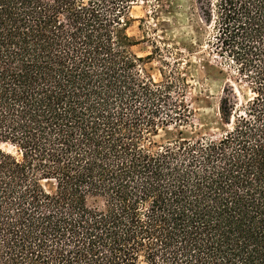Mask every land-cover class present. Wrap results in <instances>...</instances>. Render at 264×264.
<instances>
[{"label": "trees", "instance_id": "obj_1", "mask_svg": "<svg viewBox=\"0 0 264 264\" xmlns=\"http://www.w3.org/2000/svg\"><path fill=\"white\" fill-rule=\"evenodd\" d=\"M197 1L242 98L159 143L191 85L133 51L140 0H0V264H264V0Z\"/></svg>", "mask_w": 264, "mask_h": 264}, {"label": "rangeland", "instance_id": "obj_2", "mask_svg": "<svg viewBox=\"0 0 264 264\" xmlns=\"http://www.w3.org/2000/svg\"><path fill=\"white\" fill-rule=\"evenodd\" d=\"M132 24L129 35L138 42L133 51L140 57L152 54L153 44L160 47H178L186 58L183 70L188 77L190 89L187 102L193 117L186 127L174 126L162 130L155 138L159 143L172 140L182 131L187 137L218 139L226 130L220 118L219 106L224 98L241 100L234 73L224 62L211 53L208 41L212 38L213 26L205 22L201 4L197 0H140L131 11ZM145 68L155 80H160L162 65L159 58L146 64ZM233 90V92H231ZM4 150L16 154L9 145L1 144ZM49 192L54 184L45 183Z\"/></svg>", "mask_w": 264, "mask_h": 264}]
</instances>
